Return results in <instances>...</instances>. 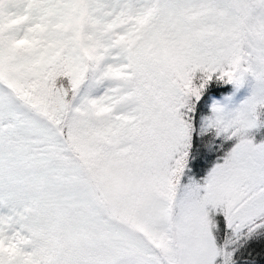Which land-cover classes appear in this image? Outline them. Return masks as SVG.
Here are the masks:
<instances>
[{
	"label": "snow or ice",
	"instance_id": "1",
	"mask_svg": "<svg viewBox=\"0 0 264 264\" xmlns=\"http://www.w3.org/2000/svg\"><path fill=\"white\" fill-rule=\"evenodd\" d=\"M0 264H264V0H0Z\"/></svg>",
	"mask_w": 264,
	"mask_h": 264
}]
</instances>
